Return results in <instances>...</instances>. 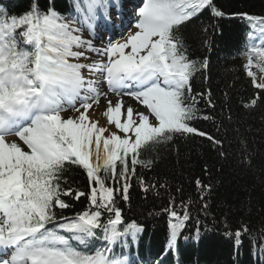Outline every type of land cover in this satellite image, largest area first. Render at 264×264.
Returning <instances> with one entry per match:
<instances>
[{
	"label": "snow or ice",
	"instance_id": "snow-or-ice-1",
	"mask_svg": "<svg viewBox=\"0 0 264 264\" xmlns=\"http://www.w3.org/2000/svg\"><path fill=\"white\" fill-rule=\"evenodd\" d=\"M205 7L211 0H144L136 30L103 48L84 36V28L114 26V0H77L78 18L62 17L52 7L41 10L38 3L18 17L0 13V264H129L108 247L91 245L142 231L135 222L120 227L125 221L116 204L117 194L129 199L137 165L154 163L140 159L141 151L190 135L222 144L192 123L211 119L201 117V101L215 105L210 90L193 94L196 66L178 36ZM259 32L264 37V28ZM245 56L246 74L259 91L244 107L255 108L264 103V76L257 81L251 68L255 60L264 73V40ZM109 93L119 99L114 103ZM102 96L106 125L92 118ZM124 97L136 105L125 106ZM68 109L76 115L63 116ZM70 166L83 170L87 192L66 186ZM138 179L143 192L156 188ZM196 185L211 190L200 180ZM81 197L89 208L72 217L58 213L72 206L65 198ZM174 203L165 209L172 218L169 250L190 218L187 204L182 201L178 212ZM247 231L244 226L234 235Z\"/></svg>",
	"mask_w": 264,
	"mask_h": 264
},
{
	"label": "trees",
	"instance_id": "trees-1",
	"mask_svg": "<svg viewBox=\"0 0 264 264\" xmlns=\"http://www.w3.org/2000/svg\"><path fill=\"white\" fill-rule=\"evenodd\" d=\"M76 2L0 0V13L18 17L38 3L41 10L52 7L66 17ZM261 19L264 0H211V7L200 9L181 26L178 36L183 40L184 54L196 66L191 80L193 94L210 90L215 105L208 107L201 101V117L211 119L192 123L222 144L190 135L143 149L139 158L154 163L150 168L138 164L137 174L130 180L129 199L124 201L119 194L116 198L125 221L120 227L135 222L142 231L135 236L122 235L112 244L96 239L93 248L105 246L113 252H127L141 264H264V103L244 107L259 91L244 65L246 50L264 40L259 32L264 28L258 23ZM255 64L254 60L253 68L264 75ZM65 175L66 186L88 191L82 169L70 166ZM139 177L156 188L143 192ZM197 180L211 185V190L202 192ZM161 184L165 187H159ZM65 199L72 206L58 213L72 217L89 208L86 197ZM170 200L178 212L183 210V201L190 215L171 250L168 238L172 218L165 211ZM244 226L248 231L236 238L234 233Z\"/></svg>",
	"mask_w": 264,
	"mask_h": 264
},
{
	"label": "rangeland",
	"instance_id": "rangeland-1",
	"mask_svg": "<svg viewBox=\"0 0 264 264\" xmlns=\"http://www.w3.org/2000/svg\"><path fill=\"white\" fill-rule=\"evenodd\" d=\"M134 1H135L136 3H138V1H141V0H134ZM131 11H132V7H131V9H129V10L126 12V14L130 13ZM70 17H73V16H70ZM73 18H74V17H73ZM137 19H138L137 14L134 15V16H132V18H131V20L129 21V23L125 26L126 28H125L120 34L117 33V34H116L115 36H113L110 40H108V41L106 40V41H107L106 45L108 44L109 41H113V42H115V41H121L123 38H126V36H127L129 33L133 32V30H132V25H133L134 23H136ZM123 28H124V26H123ZM84 36L86 37V35H85V28H84ZM106 45H105V46H106ZM251 70L256 74L257 81L260 80L261 76H264V75L258 73L254 68H251ZM104 87H105V86L102 87V90H103V91H106L107 89H106V88L104 89ZM109 95H114V94L109 93ZM114 96H115V95H114ZM115 97H116V100L119 99V97H117V96H115ZM103 98H104V97L102 96L101 99H100V102H99V104H101V105L103 104V100H104ZM123 99L126 100V101H128V102H129V100H132L130 97H124ZM132 101H134V100H132ZM115 102H116V101H115ZM128 102H127V103H128ZM134 102H135V101H134ZM127 103H125V106H127ZM135 103H136V102H135ZM95 105H96V104L93 105L94 108L96 107ZM77 106H79V102H77ZM141 110H142V108H141ZM90 111H91V110H90ZM62 115L65 116V117H67V116H70V115H76V113H74V112L72 111V109H68V111L62 113ZM93 119H96V118H93ZM99 122H100L101 125H106V118L103 116V119H102V120H99ZM109 127L111 128L112 131H116V129H115L114 126H109ZM106 135H107V133H106ZM10 139H14V137H10ZM135 264H137V263H135ZM138 264H139V263H138Z\"/></svg>",
	"mask_w": 264,
	"mask_h": 264
},
{
	"label": "bare ground",
	"instance_id": "bare-ground-1",
	"mask_svg": "<svg viewBox=\"0 0 264 264\" xmlns=\"http://www.w3.org/2000/svg\"><path fill=\"white\" fill-rule=\"evenodd\" d=\"M143 2H144V0H141V1H138V3H135L134 5H132V11L130 12V13H128V14H126V18L128 19V23H129V21L131 20V18H132V16H134V15H136L137 14V12H138V9H139V7H142V5H143ZM134 25H135V23L132 25V30H133V32L136 30L135 28H134ZM93 30V29H92ZM100 33V32H99ZM88 39H91L92 41H93V43L95 44V46L97 47V48H103L105 45H106V43H107V41H106V39L105 38H92L91 36H86ZM106 88V86L104 87V89ZM109 98L110 99H112L113 100V102L115 103V101H116V97L114 96V95H109ZM104 100H103V104L101 105V104H96L95 106V109H98V111H99V115L97 116V115H93L92 116V118H96V119H99V120H102L103 119V114H102V112H103V109H105L106 108V101H105V98H103ZM125 101V103H127L128 101H126V100H124ZM127 104H132L133 106H135L136 105V103L134 102V101H132V100H129V102L127 103Z\"/></svg>",
	"mask_w": 264,
	"mask_h": 264
}]
</instances>
